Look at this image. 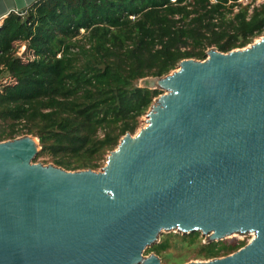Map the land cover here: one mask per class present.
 I'll return each instance as SVG.
<instances>
[{"label": "water", "instance_id": "water-1", "mask_svg": "<svg viewBox=\"0 0 264 264\" xmlns=\"http://www.w3.org/2000/svg\"><path fill=\"white\" fill-rule=\"evenodd\" d=\"M39 1L0 0V25ZM142 80L162 93L99 170L36 162L31 134L0 139V264H166L145 251L173 231L254 233L184 264H264V35Z\"/></svg>", "mask_w": 264, "mask_h": 264}, {"label": "trees", "instance_id": "trees-1", "mask_svg": "<svg viewBox=\"0 0 264 264\" xmlns=\"http://www.w3.org/2000/svg\"><path fill=\"white\" fill-rule=\"evenodd\" d=\"M263 35L258 0H40L0 25V139L31 134L42 147L36 159L98 170L162 93L139 86L142 79ZM18 42L29 57L18 54ZM179 244L211 259L247 243L169 232L146 252L182 264L169 262Z\"/></svg>", "mask_w": 264, "mask_h": 264}, {"label": "rangeland", "instance_id": "rangeland-1", "mask_svg": "<svg viewBox=\"0 0 264 264\" xmlns=\"http://www.w3.org/2000/svg\"><path fill=\"white\" fill-rule=\"evenodd\" d=\"M247 1V0H245ZM262 1V0H261ZM258 2H260L258 0ZM260 39V37L256 38L254 40L255 41H258ZM16 47H17V51H18V54L19 55H22V57L25 59L26 57H29L26 56V52H25V45L23 43H17L16 44ZM177 69V68H176ZM11 82L13 81V79L11 78H7L3 80V82ZM142 81L144 80H141L139 82V86H143L142 84ZM146 125V115L142 117V122H141V125L140 127L138 128L137 132L139 131V129L143 126ZM36 162H43L45 164H48V163H51L50 161V158L49 157H41L39 159H36ZM102 168V167H101ZM99 168V169H101ZM98 169V170H99ZM174 232V231H173ZM165 233H169V232H164L163 234ZM175 233H178V232H175ZM205 237V236H204ZM254 237L253 233H246V234H237V235H234L232 237H229V238H226V239H230V240H236V241H246V243H248L252 238ZM171 258H173L172 260H169V262H174V261H181L182 264L184 263H187V262H190V261H193V260H206V259H201L199 257H196L194 256L193 254V250L192 249H189V248H185L184 246H182L181 244L179 245H173L169 250H168ZM151 253V252H150ZM150 253H147L145 251V255L148 256L150 255ZM167 260V259H166ZM166 264H173V263H166Z\"/></svg>", "mask_w": 264, "mask_h": 264}, {"label": "built area", "instance_id": "built-area-1", "mask_svg": "<svg viewBox=\"0 0 264 264\" xmlns=\"http://www.w3.org/2000/svg\"><path fill=\"white\" fill-rule=\"evenodd\" d=\"M242 1H245V0H242ZM260 2H261V0H259ZM262 1H264V0H262Z\"/></svg>", "mask_w": 264, "mask_h": 264}, {"label": "bare ground", "instance_id": "bare-ground-1", "mask_svg": "<svg viewBox=\"0 0 264 264\" xmlns=\"http://www.w3.org/2000/svg\"><path fill=\"white\" fill-rule=\"evenodd\" d=\"M259 41V40H258ZM253 235H254V233H253Z\"/></svg>", "mask_w": 264, "mask_h": 264}]
</instances>
